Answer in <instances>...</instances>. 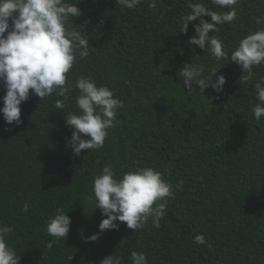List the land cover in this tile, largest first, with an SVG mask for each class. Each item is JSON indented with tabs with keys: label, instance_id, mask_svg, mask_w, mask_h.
<instances>
[{
	"label": "trees",
	"instance_id": "1",
	"mask_svg": "<svg viewBox=\"0 0 264 264\" xmlns=\"http://www.w3.org/2000/svg\"><path fill=\"white\" fill-rule=\"evenodd\" d=\"M188 2L142 0L128 9L115 0H79L81 15L72 18V27L88 36L89 54L77 56L67 74L73 90L65 108L54 107L61 97L39 101L30 90L20 105V125H6L0 113V222L13 228L8 243L19 264H99L110 253L132 264V251L144 253L148 264H264V117L257 122L251 113L264 65L240 81L247 73L239 65L190 46L199 20L181 32ZM202 2L221 10L212 0ZM236 9L235 21L218 25L219 33L209 30L229 55L243 36L264 27L255 23L264 17V0H239ZM185 62L204 64L205 76L219 68L212 80L224 75L223 90L186 92L178 76ZM79 76L107 85L125 107L104 146L77 156L64 115L79 112L74 87ZM4 93L0 81V96ZM106 164L118 176L150 166L180 186L159 228L149 220L134 231L117 221L118 229L100 232L104 217L87 197ZM25 203L28 210L22 211ZM57 207L66 210L71 225L65 241L49 249L54 237L46 224ZM97 233L95 241L87 239ZM196 234L206 244H196Z\"/></svg>",
	"mask_w": 264,
	"mask_h": 264
},
{
	"label": "clouds",
	"instance_id": "2",
	"mask_svg": "<svg viewBox=\"0 0 264 264\" xmlns=\"http://www.w3.org/2000/svg\"><path fill=\"white\" fill-rule=\"evenodd\" d=\"M78 3L79 0H0V81L5 89L4 95L0 96L3 102L0 113L6 125L22 123L20 105L28 100L30 90L39 101L53 94L61 97L55 100L54 107L65 108L68 94L73 90V82L68 80L67 74L77 56L84 58L89 54L88 36L84 30L81 32L72 27V18L81 15ZM115 3L132 9L142 0H115ZM238 3L239 0H212V4L221 9L213 11L206 8L202 0L195 3L189 0L190 11L181 18V32L186 34L189 22L199 20L193 24L194 34L187 43L208 52L216 61L230 59L239 65L242 73H247L240 78L246 82L252 78L254 67L264 65V27L243 36L230 55L217 35H209V30L219 33L218 25L231 24L237 19ZM205 16L210 20L204 19ZM255 23L264 24V17L258 16ZM218 69L205 76L204 64L185 62L178 76L182 78L186 92L207 87L221 92L226 83L225 76L219 75L212 80ZM74 87L78 91L75 104L79 112L64 117L65 124L72 129L69 147L79 156L81 150H99L104 146L108 130L119 125L117 113L125 105L112 89L97 85L90 77H77ZM254 88L259 102L252 107L251 113L259 122L264 117V76L255 82ZM179 187L150 166L122 171L118 176L113 167L106 164L94 176L92 195L87 199H94L95 208H99L104 217L98 225L100 232L118 229L117 221L138 231L149 220L153 228L160 227L168 200ZM28 207L25 203L22 211H27ZM70 225L71 218L66 210L57 207L46 224L47 234L54 237L47 244L49 249L57 241H65ZM12 231L10 225L0 222V264H19L20 256L8 243V234ZM98 235L93 234L87 239L95 241ZM194 242L206 244L204 235L196 234ZM130 256L132 264H148L142 252L132 251ZM99 264H122V257L110 253Z\"/></svg>",
	"mask_w": 264,
	"mask_h": 264
}]
</instances>
